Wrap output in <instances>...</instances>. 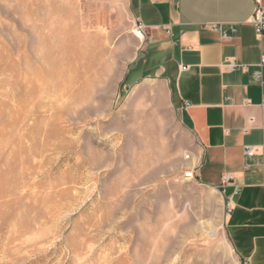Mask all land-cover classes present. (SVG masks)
Masks as SVG:
<instances>
[{
    "label": "rangeland",
    "instance_id": "1",
    "mask_svg": "<svg viewBox=\"0 0 264 264\" xmlns=\"http://www.w3.org/2000/svg\"><path fill=\"white\" fill-rule=\"evenodd\" d=\"M123 1L0 0V264H243Z\"/></svg>",
    "mask_w": 264,
    "mask_h": 264
},
{
    "label": "crops",
    "instance_id": "2",
    "mask_svg": "<svg viewBox=\"0 0 264 264\" xmlns=\"http://www.w3.org/2000/svg\"><path fill=\"white\" fill-rule=\"evenodd\" d=\"M255 3L123 1L126 15L145 34L126 65V78L151 76L165 85L194 143L190 169L219 196L224 231L243 264H264V33L257 34L250 22ZM217 22L228 38L210 29ZM245 146L254 147L251 156L244 154Z\"/></svg>",
    "mask_w": 264,
    "mask_h": 264
},
{
    "label": "built area",
    "instance_id": "3",
    "mask_svg": "<svg viewBox=\"0 0 264 264\" xmlns=\"http://www.w3.org/2000/svg\"><path fill=\"white\" fill-rule=\"evenodd\" d=\"M255 8L254 11L251 15L250 18V22L252 23V25L254 26V31H256L257 34L262 35L264 33V2L262 0H255ZM137 31L140 33L142 31V24L138 23L137 24ZM224 24L217 22V23H212L209 25L210 29L214 32H218L220 34V37L222 39H226L229 37L228 32H226V30L224 29ZM230 32H235V28L232 27L230 28ZM260 65L264 66V57L260 59ZM236 66V64L234 62L230 63V67L234 68ZM183 69H186V67H183ZM254 77L257 80H260V72L259 71H254L253 72ZM250 123L254 121V119L252 117H250L249 119ZM244 132H246V129H244ZM244 154L251 156L252 153H254V147H248L245 146L243 149ZM189 158V156H187ZM185 177L187 179H191L193 177H195L194 171L189 170L187 172H185ZM228 178V177H226ZM229 210V209H228ZM227 210V211H228Z\"/></svg>",
    "mask_w": 264,
    "mask_h": 264
},
{
    "label": "bare ground",
    "instance_id": "4",
    "mask_svg": "<svg viewBox=\"0 0 264 264\" xmlns=\"http://www.w3.org/2000/svg\"><path fill=\"white\" fill-rule=\"evenodd\" d=\"M136 35H138L139 37L143 36V34H141V32L139 33L137 30H136Z\"/></svg>",
    "mask_w": 264,
    "mask_h": 264
}]
</instances>
